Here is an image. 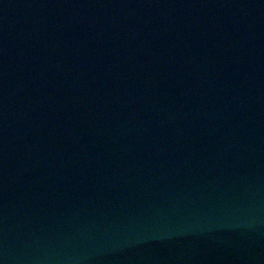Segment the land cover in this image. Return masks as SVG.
I'll return each instance as SVG.
<instances>
[{
	"label": "water",
	"instance_id": "95a60500",
	"mask_svg": "<svg viewBox=\"0 0 264 264\" xmlns=\"http://www.w3.org/2000/svg\"><path fill=\"white\" fill-rule=\"evenodd\" d=\"M0 264H264V0H0Z\"/></svg>",
	"mask_w": 264,
	"mask_h": 264
}]
</instances>
